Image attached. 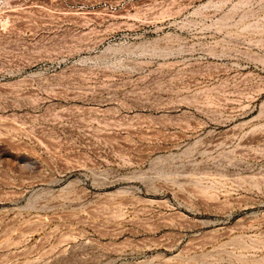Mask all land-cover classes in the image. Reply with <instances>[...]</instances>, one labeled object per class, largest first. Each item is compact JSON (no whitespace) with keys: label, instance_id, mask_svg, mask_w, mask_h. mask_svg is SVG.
<instances>
[{"label":"rangeland","instance_id":"rangeland-1","mask_svg":"<svg viewBox=\"0 0 264 264\" xmlns=\"http://www.w3.org/2000/svg\"><path fill=\"white\" fill-rule=\"evenodd\" d=\"M0 264H264V0H0Z\"/></svg>","mask_w":264,"mask_h":264}]
</instances>
